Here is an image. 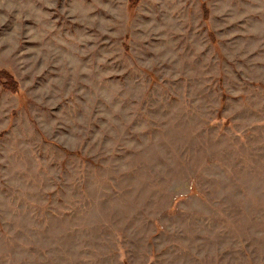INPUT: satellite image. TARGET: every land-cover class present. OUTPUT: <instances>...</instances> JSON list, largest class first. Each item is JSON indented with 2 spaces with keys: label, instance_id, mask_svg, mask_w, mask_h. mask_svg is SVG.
Returning <instances> with one entry per match:
<instances>
[{
  "label": "rangeland",
  "instance_id": "1",
  "mask_svg": "<svg viewBox=\"0 0 264 264\" xmlns=\"http://www.w3.org/2000/svg\"><path fill=\"white\" fill-rule=\"evenodd\" d=\"M128 1L0 0V264H264V0Z\"/></svg>",
  "mask_w": 264,
  "mask_h": 264
},
{
  "label": "trees",
  "instance_id": "2",
  "mask_svg": "<svg viewBox=\"0 0 264 264\" xmlns=\"http://www.w3.org/2000/svg\"><path fill=\"white\" fill-rule=\"evenodd\" d=\"M140 0H129L128 1V7L131 9V10H135L137 8V5L139 4ZM208 14V10L205 9V15L204 17L205 20H207V15ZM209 36H210V42L212 43H215L216 39L213 35L212 32H208ZM127 41H128V38H127ZM126 49L128 50L129 47L126 45ZM0 84L2 85V88H4L6 91H10L11 93H15L17 94L19 92V85L17 83V81L14 79V76L13 75H7L5 72L3 71H0Z\"/></svg>",
  "mask_w": 264,
  "mask_h": 264
}]
</instances>
